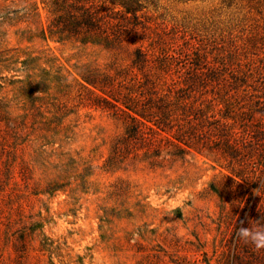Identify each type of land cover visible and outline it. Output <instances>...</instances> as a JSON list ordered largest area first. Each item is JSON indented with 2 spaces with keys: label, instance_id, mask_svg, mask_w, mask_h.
<instances>
[{
  "label": "rangeland",
  "instance_id": "rangeland-1",
  "mask_svg": "<svg viewBox=\"0 0 264 264\" xmlns=\"http://www.w3.org/2000/svg\"><path fill=\"white\" fill-rule=\"evenodd\" d=\"M141 2L146 27L114 51L43 34L41 0H0V264H230L264 168L253 187L219 153L113 152L125 124L80 98L79 74L141 45L174 54L171 73L193 58L264 95V0Z\"/></svg>",
  "mask_w": 264,
  "mask_h": 264
},
{
  "label": "trees",
  "instance_id": "trees-1",
  "mask_svg": "<svg viewBox=\"0 0 264 264\" xmlns=\"http://www.w3.org/2000/svg\"><path fill=\"white\" fill-rule=\"evenodd\" d=\"M41 2L52 16L42 33L59 41L121 51L138 27H146L139 20L144 15H138L144 7L141 0H111V5L104 0ZM148 46L154 48L151 42ZM173 58L166 50L153 56L141 45L135 46L126 65L85 66L79 74L78 95L125 124L113 152L120 144L125 150L146 148L154 155L166 149V154L175 157L191 150L219 153L232 174L251 178L257 187L260 175L256 172L264 168V95L249 90L251 85L243 79L220 74L218 65H200L193 58L171 73ZM54 81L58 92L67 88L66 80L58 75ZM251 198L248 216L239 217L230 237V264H264V180L255 195L249 193ZM242 230L248 235L242 236Z\"/></svg>",
  "mask_w": 264,
  "mask_h": 264
},
{
  "label": "clouds",
  "instance_id": "clouds-1",
  "mask_svg": "<svg viewBox=\"0 0 264 264\" xmlns=\"http://www.w3.org/2000/svg\"><path fill=\"white\" fill-rule=\"evenodd\" d=\"M240 234L242 236H247L248 235V232H247V230H242ZM257 246H259V244Z\"/></svg>",
  "mask_w": 264,
  "mask_h": 264
}]
</instances>
